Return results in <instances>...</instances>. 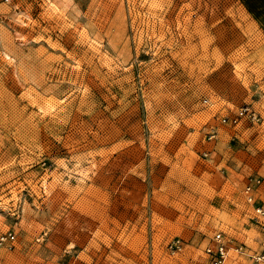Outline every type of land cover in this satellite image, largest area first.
<instances>
[{
  "label": "rangeland",
  "instance_id": "374dc122",
  "mask_svg": "<svg viewBox=\"0 0 264 264\" xmlns=\"http://www.w3.org/2000/svg\"><path fill=\"white\" fill-rule=\"evenodd\" d=\"M249 175L264 30L241 0H0V264H209L218 230L245 251L225 264H262Z\"/></svg>",
  "mask_w": 264,
  "mask_h": 264
},
{
  "label": "built area",
  "instance_id": "2783aa9c",
  "mask_svg": "<svg viewBox=\"0 0 264 264\" xmlns=\"http://www.w3.org/2000/svg\"><path fill=\"white\" fill-rule=\"evenodd\" d=\"M248 108V106L240 107L235 115L228 117V120L237 122L238 119L244 115L252 116L253 118L256 117L255 112L249 110ZM223 119L226 120V117ZM261 185L262 178L259 175H249L242 189L246 200L252 204L256 219L260 221L264 219V189L260 190ZM15 239L16 231L14 229L7 228L5 230H1L0 248H11ZM182 246L183 241L178 237L169 240L167 243V248L171 252L180 250ZM231 249H234L238 253L245 252L241 244H230V241L220 230L214 232L210 241L204 248L209 264H225ZM250 256L254 261L264 264V252L253 253Z\"/></svg>",
  "mask_w": 264,
  "mask_h": 264
},
{
  "label": "crops",
  "instance_id": "0c3cea01",
  "mask_svg": "<svg viewBox=\"0 0 264 264\" xmlns=\"http://www.w3.org/2000/svg\"><path fill=\"white\" fill-rule=\"evenodd\" d=\"M248 16L264 30V0H241Z\"/></svg>",
  "mask_w": 264,
  "mask_h": 264
}]
</instances>
